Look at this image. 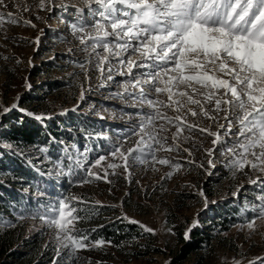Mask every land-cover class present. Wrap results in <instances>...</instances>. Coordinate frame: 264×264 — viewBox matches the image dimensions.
I'll return each mask as SVG.
<instances>
[{
	"label": "snow or ice",
	"instance_id": "obj_1",
	"mask_svg": "<svg viewBox=\"0 0 264 264\" xmlns=\"http://www.w3.org/2000/svg\"><path fill=\"white\" fill-rule=\"evenodd\" d=\"M83 4L94 19L85 21V9L71 5L80 15L70 27L77 34L82 50L95 59L94 67L101 79L99 87H109V82L122 84L123 91L113 93L114 98L128 101L129 107L139 105L148 110L135 114L136 123L109 153L122 163L104 166L102 162L108 157L98 156L80 184L91 182L89 178L92 177L111 183L107 180L108 169L123 166L130 175L129 168L136 163L153 167L159 164L179 171L183 164L175 157H160L158 153L183 151L191 157L192 150L183 147V143L191 139L185 133L193 131L213 137V147L204 149L209 157L217 145L227 144L225 137L234 138L233 146L224 148L232 156L228 167L233 174L245 167L264 173V0H83ZM0 5H4V0H0ZM55 6L53 0H40L38 5L41 10L47 8L48 11ZM59 7L67 10L68 5ZM20 19L10 12H0V26L5 22L19 23ZM24 23L35 27L30 20ZM89 28L92 31H87ZM36 42L39 43V38ZM78 66L87 72L84 63ZM140 69L148 71L142 73ZM116 77L128 79L117 81ZM84 99L82 90L80 100ZM210 104L213 105L211 109L207 107ZM0 108V126H3V118L13 110L26 113L42 124L52 119L50 115L26 112L17 103ZM169 111L173 114L169 115ZM221 112L224 113L222 119L227 122V127L218 124L219 129H224L223 134L200 127L187 118L189 115L202 116L218 123ZM233 122L237 125L235 133L232 132ZM131 137L137 138L135 144L125 149L124 143ZM50 139L55 140L54 137ZM6 147L11 149L12 145ZM20 155L24 153L21 151ZM209 164L212 165L211 159ZM97 166L102 167L103 175L92 171ZM167 175L171 177L172 172ZM199 194L203 196L202 191ZM260 200L256 219L264 220V196ZM76 202L87 203L75 196L62 197L47 213L32 217L55 230L57 255L53 264L59 259H78L77 253L82 250L113 246L111 240H93L90 232L77 227L79 222L90 217L81 214ZM121 218L144 232L155 234L154 229L126 213L117 217ZM14 226L11 221L0 218V228ZM198 226V220H194L185 232V241L191 240V232ZM248 228L255 231V219L249 222ZM61 249L67 250L66 256L61 257ZM234 264H241V261H234ZM249 264H264V257H257Z\"/></svg>",
	"mask_w": 264,
	"mask_h": 264
},
{
	"label": "rangeland",
	"instance_id": "obj_2",
	"mask_svg": "<svg viewBox=\"0 0 264 264\" xmlns=\"http://www.w3.org/2000/svg\"><path fill=\"white\" fill-rule=\"evenodd\" d=\"M40 0H4V5H0V12L12 13L14 17L22 18L19 23L13 24L5 22L0 26V106L10 107L17 103L19 108L30 111L36 115H50L52 119L38 122L26 113L13 110L3 118H11L13 114L19 117H26L36 121L48 130L59 122L67 124L68 130H73L72 118L74 116H84L95 122L99 130L91 133L99 140H103L102 146L94 159H91L90 152L81 151L75 144L68 142L69 132L63 133V145L72 151L74 159L80 162L84 167V175L90 165L98 156H107V160L102 162L106 166L108 163L122 162L118 158L109 155L113 146L123 141L129 129L136 123L138 117L135 115L138 111H147L148 109L129 107V102L119 98H114L113 93L123 91L122 84L109 82V87H99L101 83L100 74L95 69V59L89 56V53L83 51L74 34L70 24L77 21L79 12L74 10L71 5L77 8H84L85 21H92L94 18L88 15L83 0H53L55 7L52 11L47 8L41 10ZM59 5H68L67 10ZM29 10H25V9ZM39 17V18H38ZM30 20L35 27L26 25L24 21ZM87 31H92L91 28ZM39 38V43H37ZM6 58V59H5ZM92 60V63H86ZM84 63L87 69L85 73L78 65ZM137 71V70H134ZM140 72H147V69H140ZM127 77H116L117 81L127 80ZM27 85H31L28 88ZM83 86V88L81 87ZM84 90L85 99L80 100L81 91ZM164 97H162L163 99ZM24 104V105H23ZM209 109L213 105L207 106ZM75 109V110H73ZM67 110V111H66ZM2 111V108H0ZM66 114H61L65 113ZM172 115V112H168ZM214 114V113H213ZM224 113L219 114L218 123L204 118L202 116L187 117L190 122L199 124L200 127L210 128L211 131H220L223 134L224 129H219L218 124L227 122L222 119ZM11 123L16 124L17 120L11 118ZM58 124V123H57ZM101 125H106L114 130H105ZM56 126V125H55ZM53 128H61V127ZM237 125L233 122L232 132L235 133ZM175 131V128H172ZM8 128L0 126V158L4 156V150L12 153H19L32 168L38 173L45 171L51 179L66 183L68 171L61 165L59 159L49 156L46 152H41L37 146H19L6 141L5 136ZM75 132V131H74ZM77 132V131H76ZM191 139L183 143V147L192 150V156L183 151L176 153L161 152L158 156H172L178 162L183 164L179 171H173L169 166L156 164L141 165L139 163L131 165L129 172H125L123 166L115 170L108 169V181L89 178L91 182L80 184L75 181H67L61 190L59 196H75L81 199L92 198L96 203H104L115 206L118 209V215L126 213L147 227L155 230L153 234L154 246L159 248V252H153L147 255L134 257L131 260H125L122 255L114 251L115 256L110 260L112 264H174L177 253L184 248L186 230L198 220L208 219L214 213L215 207L224 200L250 198V192L257 187L264 188V173L251 170L245 167L242 171H233L228 167V161L232 156L224 148L233 146V137H225L227 144L222 147L216 146V150L211 157L204 149L212 148L211 140L213 137L201 134L199 131H193L190 134ZM87 136V135H84ZM136 137H131L124 143V148L133 147ZM169 142H171L169 134ZM11 144L9 149L6 145ZM212 160V165L209 164ZM195 161L190 163L189 161ZM200 165H203L201 167ZM93 172L103 175L101 166L92 168ZM172 172L171 177L167 174ZM257 177H260L257 180ZM8 179L18 181L17 187L24 185L22 179L13 174H0V180ZM257 180V183H251ZM52 181V180H51ZM58 183H55V185ZM56 187V186H55ZM212 189L215 193L208 194ZM59 190V191H60ZM203 192V196L199 193ZM35 196H42L32 190L28 191ZM264 196V195H263ZM261 197V196H258ZM205 198L207 204H205ZM58 201V200H57ZM55 203H53L54 205ZM35 215H43L49 208ZM254 209L255 206H250ZM23 216V219L20 217ZM15 214L14 219L6 218L15 226L9 229L17 237L13 248L25 252L28 261H21L20 264H36L40 261L33 256L35 253L34 245L43 244L42 248H48L49 251L56 252L55 230L49 229L42 224L39 218ZM257 217V216H256ZM252 218L242 223L234 225L229 231L220 233L219 238L214 240L213 246L207 250H201L200 253H191L184 264H234V261H241V264H249L257 257H264V220ZM255 219L256 229L252 231L248 228L251 220ZM202 227L206 224L202 223ZM4 231V228H1ZM214 233V232H213ZM33 250V252H31ZM82 250L77 253L78 259L65 261L59 259L57 262L69 264H99L100 253L95 251ZM67 250L61 249V257L66 256ZM29 254L31 256H29ZM201 259V262H199ZM45 264V263H44ZM50 264H53L50 262Z\"/></svg>",
	"mask_w": 264,
	"mask_h": 264
},
{
	"label": "trees",
	"instance_id": "obj_3",
	"mask_svg": "<svg viewBox=\"0 0 264 264\" xmlns=\"http://www.w3.org/2000/svg\"><path fill=\"white\" fill-rule=\"evenodd\" d=\"M11 118L17 120V123L12 124ZM11 118L5 119L3 124L9 131L5 136V140L17 146L23 144L24 146H37L41 149L46 148V153L53 159H59L61 165L68 171L66 183L69 180L79 182L87 176L84 175V166L80 163L83 161L82 157L77 161L74 159L72 151L66 145L59 143V141H63V133L69 132L68 142L75 144L78 148L80 147L81 151L90 152L92 160L100 148L105 146L103 140L90 136L91 133L99 130L100 125L98 126L84 116H74L71 119L73 126L70 127H73V130H68L67 127L69 126L65 123L61 127L62 123L57 122L58 124L55 123L54 126L61 128L55 129L52 126L46 130L44 126L36 121L19 117L18 114H13ZM101 127L114 133V130L109 126L101 125ZM62 128L68 132L62 131L64 130ZM51 137H54L55 140L50 139ZM65 148L68 149L67 152ZM29 164L19 153H12L9 150H4V156L0 158V174H13L25 182L21 187H17L16 182L18 181L0 180V218L4 220L6 218L14 219L16 213L28 217L35 216L43 208L52 206L53 203L62 198V196H59L61 194L59 188L62 187L63 192L66 183L64 185V183L56 181L54 178L51 179L45 171L39 174ZM55 183H58V187ZM29 190H32V192L37 191L39 194L43 193V195L35 196L30 194ZM214 193L212 189L208 190L209 195ZM250 195H252L250 198L243 197L220 202L215 207L214 213L207 220L202 219L200 225L193 229L190 241H185L184 236H182L184 248L175 256L174 264H184L191 253H200L201 250L212 247L214 240L219 238L220 233L227 232L234 225L255 218L262 203L258 196L264 195V188H254ZM81 200L87 203L76 202V206L82 210V215H86L90 219L79 222L77 227L85 232H90V238L93 240L103 238L113 242V246L91 248V252L97 251L100 253V258H94V260L100 259L99 264H112L110 260L115 256L114 251L122 255L125 260L159 252L160 249L154 246L152 242L154 240L153 234L144 232L140 227L130 224L127 220L117 219L120 216L115 206L96 203L92 198ZM252 205L255 206L254 209L250 208ZM202 223L208 227H202ZM92 229H95V231H91ZM16 240L17 237L15 238L9 229L2 231L0 228V264H20L19 262L23 260L28 261L25 252L13 248ZM115 245H120V247ZM42 246L41 243L39 246L36 244L32 247L35 250L33 256L40 259L36 264L52 263L55 252L49 251L48 248H42ZM29 256L31 255L29 254ZM63 262L59 261L57 264H63ZM199 262H201V259Z\"/></svg>",
	"mask_w": 264,
	"mask_h": 264
}]
</instances>
